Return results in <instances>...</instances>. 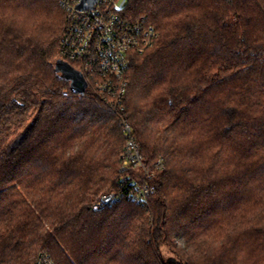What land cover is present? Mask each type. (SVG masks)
Listing matches in <instances>:
<instances>
[{"label":"trees","instance_id":"1","mask_svg":"<svg viewBox=\"0 0 264 264\" xmlns=\"http://www.w3.org/2000/svg\"><path fill=\"white\" fill-rule=\"evenodd\" d=\"M123 12L158 33L130 55L122 115L162 167L147 206L93 210L123 175L120 121L56 69L60 0H0V264H264V0Z\"/></svg>","mask_w":264,"mask_h":264},{"label":"built area","instance_id":"2","mask_svg":"<svg viewBox=\"0 0 264 264\" xmlns=\"http://www.w3.org/2000/svg\"><path fill=\"white\" fill-rule=\"evenodd\" d=\"M81 2L82 0H60L65 11V30L60 43V54L65 61L76 65L74 68L87 83L85 89L91 88L118 117L124 138L118 169L123 175L118 189L101 194L92 204V209L100 210L121 198L147 206L152 189L149 183L153 176L152 167L161 168L162 162L158 160L149 166L142 161L131 126L122 111L130 55L150 47L158 33L143 17L128 20L123 12L124 0H87L80 7ZM35 264L54 262L49 254L41 252L36 257Z\"/></svg>","mask_w":264,"mask_h":264},{"label":"water","instance_id":"3","mask_svg":"<svg viewBox=\"0 0 264 264\" xmlns=\"http://www.w3.org/2000/svg\"><path fill=\"white\" fill-rule=\"evenodd\" d=\"M85 1H87V0H82V2L79 4V6L80 7L84 6L83 2H85ZM89 6H91V2L89 3ZM56 69H57V71L61 72V75L64 78H66L70 81L71 89L74 92L82 93L85 90L87 83H86L84 77L82 76V74L79 71H77L74 67H71L65 61L58 60L56 62Z\"/></svg>","mask_w":264,"mask_h":264},{"label":"clouds","instance_id":"4","mask_svg":"<svg viewBox=\"0 0 264 264\" xmlns=\"http://www.w3.org/2000/svg\"><path fill=\"white\" fill-rule=\"evenodd\" d=\"M2 39H3V33L0 32V40H2Z\"/></svg>","mask_w":264,"mask_h":264},{"label":"rangeland","instance_id":"5","mask_svg":"<svg viewBox=\"0 0 264 264\" xmlns=\"http://www.w3.org/2000/svg\"><path fill=\"white\" fill-rule=\"evenodd\" d=\"M182 241H183V240H182ZM164 255H165V257H166V256H168V254H167L166 252H165V254H164Z\"/></svg>","mask_w":264,"mask_h":264}]
</instances>
